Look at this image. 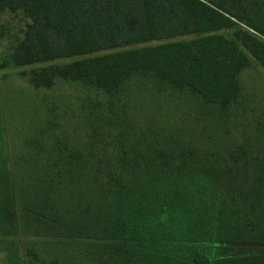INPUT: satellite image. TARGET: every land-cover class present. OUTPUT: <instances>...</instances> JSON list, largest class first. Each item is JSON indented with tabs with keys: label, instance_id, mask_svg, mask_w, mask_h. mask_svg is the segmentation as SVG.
<instances>
[{
	"label": "trees",
	"instance_id": "1",
	"mask_svg": "<svg viewBox=\"0 0 264 264\" xmlns=\"http://www.w3.org/2000/svg\"><path fill=\"white\" fill-rule=\"evenodd\" d=\"M5 7L29 17L9 49L16 65H31L36 87L64 78L111 98L140 76L184 95L174 121L148 117L144 162L115 147L108 162L76 165L81 155L54 143L52 161L23 167L22 187L41 181L58 212L83 195L99 219L77 227L133 234L152 264H264V115L248 130L231 111L250 55L264 67V0H0ZM162 107L150 108L171 112Z\"/></svg>",
	"mask_w": 264,
	"mask_h": 264
},
{
	"label": "rangeland",
	"instance_id": "2",
	"mask_svg": "<svg viewBox=\"0 0 264 264\" xmlns=\"http://www.w3.org/2000/svg\"><path fill=\"white\" fill-rule=\"evenodd\" d=\"M28 20L20 8L0 9V169L3 171L6 164L9 171L7 176L0 174V264H152L153 256L140 251L133 234H115L110 226L101 228L112 229L103 233L80 230L76 223L93 229L92 223L99 219L83 207V195L69 196L71 206L58 212L41 181L31 178L22 187L23 176L30 173L23 167L31 165L30 159L39 164L52 161L47 153L53 152L54 143L80 154L76 165L88 159L97 162L99 156L108 162L107 150L116 151L115 147L137 150L130 159L144 162L139 154L147 150L153 136L148 117L167 119L170 114L174 121L184 95L169 93V88H159L140 76L128 79L121 94L111 98L64 78H56L48 87H36L29 82L31 65H16L9 49L22 37ZM240 27L260 35L244 23ZM223 32L232 34L233 29ZM238 78L240 94L231 111L237 115L234 121L239 128L243 125L252 130L250 123L256 122V126L264 115V67L250 55V63ZM158 102L163 103L162 108L169 106L171 112L150 108ZM112 216L106 214L101 219L111 220Z\"/></svg>",
	"mask_w": 264,
	"mask_h": 264
}]
</instances>
